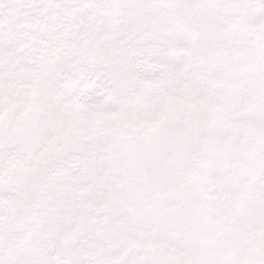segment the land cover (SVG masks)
<instances>
[{
    "label": "snow or ice",
    "instance_id": "obj_1",
    "mask_svg": "<svg viewBox=\"0 0 264 264\" xmlns=\"http://www.w3.org/2000/svg\"><path fill=\"white\" fill-rule=\"evenodd\" d=\"M0 264H264V0H0Z\"/></svg>",
    "mask_w": 264,
    "mask_h": 264
}]
</instances>
